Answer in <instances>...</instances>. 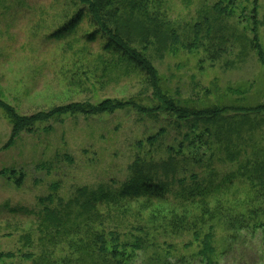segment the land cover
Masks as SVG:
<instances>
[{"label": "rangeland", "instance_id": "374dc122", "mask_svg": "<svg viewBox=\"0 0 264 264\" xmlns=\"http://www.w3.org/2000/svg\"><path fill=\"white\" fill-rule=\"evenodd\" d=\"M217 1L167 0L168 18L181 27V44L171 46L161 57L151 51L149 59L172 100L209 106L218 101L220 94H226V88H246L251 96L256 93V85L259 95L264 96V64L248 43L257 34L264 54V0H257V23L247 32L241 27L249 24L244 18L251 17L253 0H238L239 10L234 18L238 28L230 26L236 33L227 43L232 45L220 44L218 54L211 52L216 44L206 30L199 32L197 45L182 46L185 41L192 46L193 26H204L206 13L213 17L210 7ZM77 9L67 0H0V100L26 117L69 104L96 105L107 99H133L139 106H153L145 101L151 89L144 90L140 78L105 68L104 60L110 54L101 53L100 40L85 47L81 37L91 29L87 20L71 36L61 40L50 38ZM242 32L246 36L236 41ZM250 83L254 85L251 88ZM134 110L92 116L67 114L57 121L35 124L33 133L21 132L11 146L7 143L12 127L0 110V253L12 255L0 264H62L45 261L46 256L59 260L70 249L64 241L43 252L40 221L44 207L59 209L83 187L92 190L103 185L118 190L128 179V167L133 161L151 151L146 144L139 147L138 142H144L161 126L168 128V136L160 150L156 146L151 155L166 157V145L178 132L167 124L166 116H159L155 122ZM180 138L178 135L177 139ZM239 192L231 191L224 203L221 198L218 206L207 208L213 211L221 206L227 212V207L232 206L236 212L245 211V192ZM130 206L126 223L119 231L122 240H130L129 227L139 223L132 218L137 209ZM145 207L146 211L141 212L149 218L165 217L166 210H171L156 204ZM201 209L189 207L177 213L189 218L195 215L191 211ZM161 226V220L152 226L146 224L144 228H150L149 232L157 230L151 234L147 250L128 264H160L162 258L172 263L177 260L207 264L200 256L206 228H196L200 238L197 240L191 229L168 236ZM210 233L215 253L208 264H264V227L229 232L215 225Z\"/></svg>", "mask_w": 264, "mask_h": 264}, {"label": "trees", "instance_id": "16d2710c", "mask_svg": "<svg viewBox=\"0 0 264 264\" xmlns=\"http://www.w3.org/2000/svg\"><path fill=\"white\" fill-rule=\"evenodd\" d=\"M70 1L78 9L50 38L61 40L71 36L80 29L82 21L87 20V26L91 29L81 37L85 47H92L91 44L100 40L101 53L110 54L104 60L105 68L115 72L118 69L120 75L134 74L140 78L144 82L143 89H151L145 101L154 105L143 107L133 99H107L96 105L89 102L69 104L26 117L19 116L11 106L0 100V110L12 127L7 146H11L15 136L21 132L33 133L35 124L57 121L67 114L92 116L112 114L121 109H135L155 122L164 115L169 120L167 124L181 138L178 140V135L170 138L165 148L166 157L151 155L156 152V146L160 150L168 136V128L161 126L144 142H138L139 147L146 144L151 151L133 161L128 167V179L118 190L103 185L92 190L83 187L76 190L73 199L59 209L44 207L40 221L43 252L64 241L70 249L59 260L49 255L50 258L46 256L45 261L128 264L147 250L150 236L157 230L149 232L150 228H144L146 224L152 226L161 220V229L168 236L178 230L191 229L199 240L196 228H206L207 233H202L200 256L208 264L215 253L210 233L215 225L229 232L264 227V220H260L264 218V207L261 208L264 206V96L259 95L257 85L249 84V88L254 86L256 91L251 96L246 88H226V94H220L218 101L209 106L194 101L172 100L149 59L151 51L161 57L171 46L181 44V27L168 18L167 0H67ZM237 2L218 0L212 4L213 17L209 18L206 13L204 26L197 23L192 28V46L186 45V41L182 46L192 48L197 45L201 36L199 32L204 30L213 36L216 44L211 52L218 54L220 44L232 45L227 43L238 28L234 24L235 14L239 10ZM252 7L251 17L244 18L250 25L243 24L241 27L246 32L257 23V0H253ZM239 35L236 41L246 36L244 32ZM248 43L252 53L257 54L264 64L257 34L254 33ZM215 92L218 94L217 90ZM176 186L178 188L175 190ZM239 189L245 192V211L236 212L237 209L234 207V210L232 206L227 207V212L221 206L213 211L207 208L213 204L218 206L221 198L224 203L225 196L230 198L231 191L240 193ZM150 204L166 206L171 210L167 209L168 214L161 218L143 216L145 206ZM128 205L133 210L137 209L132 218L138 219L139 223L129 227L132 234L130 240H122L119 231L126 223V213L129 216ZM189 207L202 209L191 211L195 215L189 218L177 213ZM198 231L201 233V230ZM11 256L0 253V261ZM38 257L41 261V257ZM176 263L166 258L160 262Z\"/></svg>", "mask_w": 264, "mask_h": 264}]
</instances>
